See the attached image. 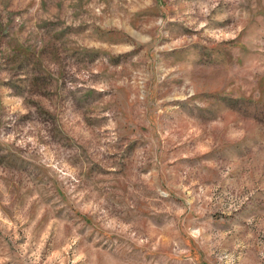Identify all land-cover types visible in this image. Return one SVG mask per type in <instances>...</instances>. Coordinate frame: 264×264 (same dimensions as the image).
I'll list each match as a JSON object with an SVG mask.
<instances>
[{"label":"rangeland","instance_id":"rangeland-1","mask_svg":"<svg viewBox=\"0 0 264 264\" xmlns=\"http://www.w3.org/2000/svg\"><path fill=\"white\" fill-rule=\"evenodd\" d=\"M0 264H264V0H0Z\"/></svg>","mask_w":264,"mask_h":264}]
</instances>
